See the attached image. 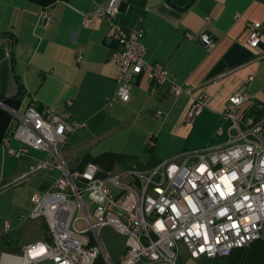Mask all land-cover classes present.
I'll use <instances>...</instances> for the list:
<instances>
[{
	"label": "crops",
	"instance_id": "obj_1",
	"mask_svg": "<svg viewBox=\"0 0 264 264\" xmlns=\"http://www.w3.org/2000/svg\"><path fill=\"white\" fill-rule=\"evenodd\" d=\"M107 1L0 0V100L22 92L16 107L0 105V147L7 154L6 143L15 147L11 145L15 140L7 139L17 124L14 112H23L28 106L42 113L48 107L63 108L72 119L84 122L68 136L61 158L68 168L81 169L94 163L99 178L133 166L145 171L182 153L180 143L188 138L180 134L188 127L212 134L202 144L220 143L216 130L227 124L221 121L220 112L229 95L242 86L247 87L250 98L239 112L264 116V0H121L119 22L126 30L142 27L145 59L162 63L179 84L206 95L205 106L192 125L185 122L191 98L171 95L166 86L152 83L145 74L133 80L127 100L106 103L118 71L109 59L112 48L106 43L108 23L96 13ZM46 3H50L53 20L44 26L39 14ZM84 14L89 16L86 25ZM250 20L261 24L257 47L246 43L245 24ZM200 32L212 36V48L186 36ZM78 50L82 53L80 61H76ZM149 133L156 138L153 147L145 142ZM30 150L28 157L14 156L18 162L13 168L0 157V191L10 186H5L7 182L28 173L31 160L44 159L31 156ZM40 170L44 172L38 177L30 180V172L17 183L30 180L32 192L41 191L59 175L56 168ZM20 207L27 215L21 211L16 216L0 199V254L20 255L24 245L49 239L48 233L41 237L33 224L23 229L30 220V196ZM5 223L9 225L7 231ZM110 231L114 234L109 235ZM98 235L102 249L92 264H116L126 236L110 225L100 228ZM240 249L223 257L194 258L181 246L175 264H237Z\"/></svg>",
	"mask_w": 264,
	"mask_h": 264
},
{
	"label": "built area",
	"instance_id": "obj_2",
	"mask_svg": "<svg viewBox=\"0 0 264 264\" xmlns=\"http://www.w3.org/2000/svg\"><path fill=\"white\" fill-rule=\"evenodd\" d=\"M120 2L108 0L96 11L108 23L107 38L117 41L109 55L118 69L115 88L106 103L127 100L133 80L145 74L152 83L166 86L171 95L191 98L185 122L192 125L205 106L206 95L179 84L162 63L145 59L143 29L124 28L118 19ZM39 17L44 26L53 20L48 6ZM88 22L84 14L83 24ZM245 26L246 43L257 47L260 22L250 20ZM186 36L196 37L206 48L215 43L207 32ZM81 59L78 50L76 61ZM249 98L246 86L229 95L220 112L227 124L216 130L217 135H225L220 143L183 151L145 171L133 166L106 178L97 176L94 163L68 168L61 158L68 136L84 122L72 119L63 108L48 107L42 113L28 106L14 112L17 124L7 139L18 145L6 143V151L18 158L28 157L31 148L47 152L48 158L31 160L28 173L56 168L59 175L49 187L30 195L28 218H42L49 239L24 245L20 255L2 252L0 264H92L102 249L99 229L107 225L126 236L116 264L161 260L175 264L181 246L194 258L223 257L250 244L264 225V116L239 112ZM145 142L155 146V135L149 133ZM8 228L5 223L4 229Z\"/></svg>",
	"mask_w": 264,
	"mask_h": 264
},
{
	"label": "rangeland",
	"instance_id": "obj_3",
	"mask_svg": "<svg viewBox=\"0 0 264 264\" xmlns=\"http://www.w3.org/2000/svg\"><path fill=\"white\" fill-rule=\"evenodd\" d=\"M16 121L17 120H15V123H16ZM15 123L13 120V122H12L13 126L15 125ZM180 135L183 138H188L186 143H183V144L180 143V149H181L180 151H189V150H195L196 148H199L202 145H206V144H202V143H204L203 140L205 138H207V140H208V137L212 134L208 133L207 131H204V130H197L194 127H188V129L183 130V132ZM220 138H221V140L225 139V135L220 136ZM181 140H182V138H181ZM15 144H16L15 141L11 143L12 146H16ZM47 154H48L47 152H44L42 150H37V149H32V148L30 150V155L33 157H36V158H45V157L48 158ZM0 157H2V159H5L7 164H9L12 168L16 167L18 159H16V157H14L12 155L7 154L4 151V149L1 147H0ZM42 172H44V170H37L35 172H31L28 177H30V180H31V178L33 176L38 177L39 174ZM30 180L29 181L27 180L24 184L13 183L8 188L6 187L7 191L5 193H3V190L5 191L6 189H3L0 191V199L3 201V203L6 206L11 207L10 211H12V213H15L16 216H18V213L21 211L23 214L27 215L26 211L20 207V204L23 202L24 199L26 200V198L28 196H30V194L33 191V189L31 188V185H30ZM13 189L17 190V192H20V193H18V195L16 194L17 192L14 194ZM11 194H12V199L10 196ZM17 196H19L21 199H19ZM13 199L15 200L14 202H13ZM84 199L88 203V205H91V203L88 201L87 198H84ZM8 221H10V223H11V220H8ZM18 222L19 221H17L16 223H18ZM27 224H31V225L33 224L35 227L38 226V231H39V234L41 235V237L44 235V233H47V230L43 226V223L40 220V218L36 219V220H32V219L27 220V222L24 223V228H23L25 231L28 229ZM99 234L102 236L101 231ZM113 234H114L113 231L109 232V235H113ZM21 237H22V235H21ZM250 244L251 245L248 244V245H245L242 247H238V248H242V249L239 250V252H241V253H240V257H239V262L237 264H264V225H262L259 238H257L256 240H254ZM234 249H237V248H234Z\"/></svg>",
	"mask_w": 264,
	"mask_h": 264
},
{
	"label": "trees",
	"instance_id": "obj_4",
	"mask_svg": "<svg viewBox=\"0 0 264 264\" xmlns=\"http://www.w3.org/2000/svg\"><path fill=\"white\" fill-rule=\"evenodd\" d=\"M49 5H50V3H46V4H44V7H45V6H49ZM21 97H22V92L20 91V92L16 95V97L2 98L1 100H2L5 104H7V105H9V106H12V107L15 106V107H16L17 104L19 103ZM43 226L46 228L45 223H44Z\"/></svg>",
	"mask_w": 264,
	"mask_h": 264
},
{
	"label": "water",
	"instance_id": "obj_5",
	"mask_svg": "<svg viewBox=\"0 0 264 264\" xmlns=\"http://www.w3.org/2000/svg\"><path fill=\"white\" fill-rule=\"evenodd\" d=\"M106 43L113 49L117 47V41L111 38H106ZM0 105H4V102L0 100Z\"/></svg>",
	"mask_w": 264,
	"mask_h": 264
}]
</instances>
